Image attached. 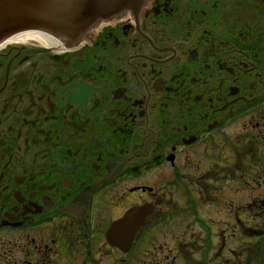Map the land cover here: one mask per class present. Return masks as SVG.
Wrapping results in <instances>:
<instances>
[{
    "label": "flooded vegetation",
    "instance_id": "1",
    "mask_svg": "<svg viewBox=\"0 0 264 264\" xmlns=\"http://www.w3.org/2000/svg\"><path fill=\"white\" fill-rule=\"evenodd\" d=\"M95 25L0 50V264H151L202 164L264 166V0H143ZM144 205L121 248L110 226Z\"/></svg>",
    "mask_w": 264,
    "mask_h": 264
},
{
    "label": "rangeland",
    "instance_id": "2",
    "mask_svg": "<svg viewBox=\"0 0 264 264\" xmlns=\"http://www.w3.org/2000/svg\"><path fill=\"white\" fill-rule=\"evenodd\" d=\"M203 161V160H202ZM206 161V159H204ZM203 161V162H204ZM247 167L256 169L255 161L248 158ZM207 164H202L200 171L204 172L206 170ZM211 172V173H210ZM250 172L240 174L238 171L233 172V179L224 181L221 174L209 171L207 178H210L207 183L210 185L205 186L207 194L211 200L203 202L202 205H199V214L201 221L211 229V236L209 239L202 237V232L197 227V224H189L185 227L186 235L185 238L181 241V245H178L179 238L171 239L168 244L169 248H173L175 243L177 248H180L184 253L185 259L179 256V252L175 253L174 250L165 251H153L152 252V262L151 264H187V261H195L196 256L193 254V250H198L201 252V257L203 253L212 247H219L221 243L224 242L226 246L233 247L232 250L237 251V257H240L241 261H247L248 264H264V252L259 253L260 257L258 261L256 259L257 247L259 245H264L260 238H250L245 237V234L240 231L241 226L231 230L232 224H236L233 220L238 221V223L248 224L250 222L251 214L254 213V208L249 205L252 200L256 198H261L264 196V180L261 173ZM241 177H244L242 179ZM233 183V184H232ZM211 201V202H210ZM259 211H256L258 213ZM246 213H250L246 215ZM233 219V220H232ZM216 220V222H215ZM228 220L230 223L224 221ZM189 222V219L187 220ZM186 224V222H185ZM196 230L198 234L202 237H193V231ZM234 230L236 233H234ZM193 232V233H192ZM187 234L189 239H186ZM186 240V242H184ZM209 241V242H208ZM162 242V239L158 243ZM156 243V245H158ZM199 245V247H198ZM179 251V250H178ZM248 255V256H247ZM232 257L233 254H218L216 256V261L218 264H231V261L228 260ZM188 257V258H187ZM235 257V256H234ZM233 257V258H234ZM235 262H237L235 260Z\"/></svg>",
    "mask_w": 264,
    "mask_h": 264
},
{
    "label": "water",
    "instance_id": "3",
    "mask_svg": "<svg viewBox=\"0 0 264 264\" xmlns=\"http://www.w3.org/2000/svg\"><path fill=\"white\" fill-rule=\"evenodd\" d=\"M139 0H0V36L5 31L40 26L66 33L83 32L97 17L115 14L116 6L137 5ZM127 3V4H126ZM46 14V17H45ZM51 20L58 25H20Z\"/></svg>",
    "mask_w": 264,
    "mask_h": 264
},
{
    "label": "bare ground",
    "instance_id": "4",
    "mask_svg": "<svg viewBox=\"0 0 264 264\" xmlns=\"http://www.w3.org/2000/svg\"><path fill=\"white\" fill-rule=\"evenodd\" d=\"M46 37L45 34L37 32V31H25L20 33L18 36L14 37L15 39H31L36 37Z\"/></svg>",
    "mask_w": 264,
    "mask_h": 264
}]
</instances>
